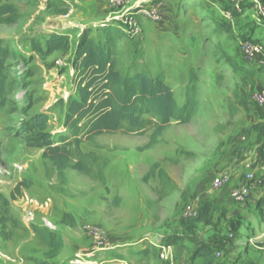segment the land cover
<instances>
[{
  "label": "rangeland",
  "instance_id": "rangeland-1",
  "mask_svg": "<svg viewBox=\"0 0 264 264\" xmlns=\"http://www.w3.org/2000/svg\"><path fill=\"white\" fill-rule=\"evenodd\" d=\"M153 1L128 0L126 8L150 7ZM160 1V10L164 4L174 8L178 18L173 24L180 28L172 35L159 21H142L140 37L124 36L117 43V69L122 74L162 75L179 106L189 75L195 74L197 103L190 123L173 121L148 150L144 147L151 129L143 136L117 133L84 141L81 152L96 158L91 174L67 169L63 181L42 151L26 144L20 127L45 113L47 132L54 139L62 135L77 82L71 67L74 45L84 30L97 41L98 25L118 10L103 0L7 3L18 20L0 25L7 80L0 107V195L8 200L10 217L7 236H0V264H264L262 199L240 213L216 209L209 201L204 223L184 217L185 208L198 211L202 201L220 192L212 187L218 175L227 174L232 185L240 184L247 162L254 177L251 191H264V140L258 156L250 159L247 151L254 148L252 124L264 113L251 100L253 93L264 91V17L259 11L264 0H243L236 13L232 0ZM226 24L228 31L220 28ZM57 32L70 34L68 54L42 56L32 50V42L43 43ZM243 41L263 46V58L246 61L240 50ZM156 163L177 186L160 202L158 179L147 176ZM20 182L29 186L23 198L12 201L10 193ZM248 201L233 202L234 207L239 210ZM64 213L75 219V227L60 223ZM32 226L50 231L62 243L55 258H49V248ZM92 230L99 235L90 234ZM162 247L167 260L161 259ZM200 251L204 254L195 257Z\"/></svg>",
  "mask_w": 264,
  "mask_h": 264
},
{
  "label": "trees",
  "instance_id": "trees-1",
  "mask_svg": "<svg viewBox=\"0 0 264 264\" xmlns=\"http://www.w3.org/2000/svg\"><path fill=\"white\" fill-rule=\"evenodd\" d=\"M9 1L0 0V25H13L18 20L16 11L7 4ZM160 3V0H156L151 6ZM232 10L236 13L234 9ZM98 26L97 32L100 37L97 41L90 36V31L84 30L74 45L71 67L77 82L75 96L70 97L66 106L62 135L54 139L47 132L49 119L45 113L35 114L23 121L20 127L26 144L42 151V158L51 163L62 181L63 172L67 169L84 175L91 174V167L96 162V158L81 152L82 142L92 141L106 134L143 136L151 129L149 143L144 147V150H148L158 142V138L173 121L181 125L189 124L197 103L195 74L189 75L185 101L181 106L177 104L172 89L162 75L152 77L143 72L122 74L117 69V43L125 35L115 22L104 21ZM220 28L228 31L230 25L226 24L225 27ZM70 37L67 32L51 33L43 43L32 42L31 48L42 56H50L54 53L68 54L72 47ZM5 55L6 50L0 47V107L4 104L6 93L7 80L2 61ZM228 66L236 68L232 62L228 63ZM21 75L25 78L24 74ZM263 118L262 112L260 121L253 126L258 144L264 139ZM147 176H155L158 179L160 188L156 202H160L177 190L176 184L160 164H154ZM28 186L26 182L17 184L10 193V199L15 201L18 197L23 198V192ZM0 204L2 205L0 236L5 238L7 236L5 229L10 217L6 209L8 200L1 195ZM208 209L207 203L202 204L194 219L195 223L205 222ZM60 223L71 228L76 226L75 219L69 213L62 215ZM31 228L40 242L49 248V258H55L62 248V243L50 231L36 226ZM141 253L146 252L141 251ZM199 254L204 253L201 251L195 253V257Z\"/></svg>",
  "mask_w": 264,
  "mask_h": 264
},
{
  "label": "built area",
  "instance_id": "built-area-1",
  "mask_svg": "<svg viewBox=\"0 0 264 264\" xmlns=\"http://www.w3.org/2000/svg\"><path fill=\"white\" fill-rule=\"evenodd\" d=\"M109 8L117 9L118 11L113 13V17L110 20L115 22L118 29L128 38H138L142 35V21L157 22L161 19L160 4L150 7L143 8H126L128 0H103ZM243 0H232L234 11L238 12L240 10V5ZM261 15L264 17V8H259ZM240 50L243 57L249 63H254L263 58V46L253 43L251 41H243L240 43ZM264 64V61L261 62ZM251 100L261 109L264 108V91H257L251 96ZM264 121V118L263 120ZM264 170V166L261 168ZM243 179L239 185H232L230 176L227 174L218 175L213 179L212 187L214 190H220L228 188L229 198L232 202L236 204H242L245 202L250 195L252 190L251 183L254 179L252 172V163H247L243 167ZM184 217L187 219H195L197 217V211L192 207L185 208ZM93 236H98L97 231H91ZM166 248H161V259L167 260L165 258Z\"/></svg>",
  "mask_w": 264,
  "mask_h": 264
},
{
  "label": "crops",
  "instance_id": "crops-1",
  "mask_svg": "<svg viewBox=\"0 0 264 264\" xmlns=\"http://www.w3.org/2000/svg\"><path fill=\"white\" fill-rule=\"evenodd\" d=\"M86 2H88V1H86ZM163 3H161V5H162ZM165 5V8L164 9H162L161 10V15H162V17H161V19H160V21H159V23H162L163 24V26L167 29V30H169L170 31V33L172 34V35H175L176 34V31L180 28L179 26H176V25H174L173 24V22H174V20H176V18H178V17H176V15H175V13L173 12V10H174V8L173 7H171L170 5H167V4H164ZM175 12H176V8H175ZM58 33V32H57ZM264 109V108H263ZM260 121V118L256 121V122H254L252 125L254 126L257 122H259ZM250 137L252 138V141H253V144H254V148H253V151H251V149H249V150H247V151H249L250 152V154H251V157H250V159H253V156L254 155H256L257 154V156L259 155V152L260 151H258L259 150V148L262 146V143L261 144H258V142H257V140H256V138H255V133H254V131H253V127L250 129ZM159 139V138H158ZM264 140V139H263ZM262 140V141H263ZM261 158H263L264 159V155L263 156H260ZM249 159V160H250ZM247 163H251V162H247ZM246 163V164H247ZM238 176H240V175H237V174H235V175H233V177L234 178H238ZM236 181H239L238 179H236ZM235 184H239V182H236ZM228 189V188H227ZM227 189L226 188H224V189H220V192L218 193V194H216V196H214V197H210L208 200H205V201H202V203L204 202V203H209V204H211L209 201H211L212 202V205L213 204H215V205H217V207H216V209H220L221 207H224V209H227V210H231V209H233V211H235L234 213H240L241 212V210L242 209H245V207L247 206V205H249V204H251V202H253V201H255V200H261L262 199V203L264 204V197H263V194H264V191L262 190V189H260V190H258L259 188L257 187V189L256 190H258V191H256V192H254V191H251L250 192V195H249V201L247 202V204H244L239 210L238 209H236L237 208V206L236 207H234L235 206V204L230 200V198H229V193H228V191H227ZM257 192H259V195H258V193ZM167 198V197H166ZM165 199V198H164ZM228 206V207H227ZM188 264V263H187Z\"/></svg>",
  "mask_w": 264,
  "mask_h": 264
}]
</instances>
